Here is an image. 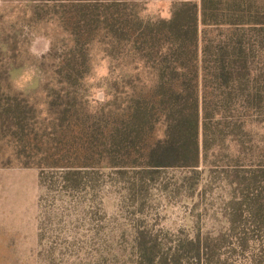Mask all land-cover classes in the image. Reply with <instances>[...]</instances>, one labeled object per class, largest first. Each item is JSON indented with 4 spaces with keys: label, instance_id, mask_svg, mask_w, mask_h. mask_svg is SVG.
<instances>
[{
    "label": "rangeland",
    "instance_id": "374dc122",
    "mask_svg": "<svg viewBox=\"0 0 264 264\" xmlns=\"http://www.w3.org/2000/svg\"><path fill=\"white\" fill-rule=\"evenodd\" d=\"M127 1L150 21L169 18L175 0ZM56 2L68 0H0V47L11 51L0 54V97L18 94L38 116H45L47 89L57 85L43 57L51 47L71 45L68 28L51 7ZM219 34L211 31L213 39ZM87 47L88 72L72 89L95 106L119 79V63L107 41L96 38ZM8 62L19 68L6 90L1 69ZM26 73L27 83L17 88ZM242 111L234 113L222 138L202 145L198 168L41 169L17 156L0 119V264H139V240L156 243L160 257L198 237L221 242L216 256L226 264H264V112ZM66 158L74 161L71 153Z\"/></svg>",
    "mask_w": 264,
    "mask_h": 264
},
{
    "label": "trees",
    "instance_id": "16d2710c",
    "mask_svg": "<svg viewBox=\"0 0 264 264\" xmlns=\"http://www.w3.org/2000/svg\"><path fill=\"white\" fill-rule=\"evenodd\" d=\"M51 7L71 45L51 47L43 57L57 78L47 89L45 116L18 94L0 97L4 133L26 165L198 168L202 145L222 138L235 112H264V0H175L169 18L150 21L127 0H68ZM96 38L116 55L119 79L104 102L91 106L72 87L86 77L87 46ZM18 68L8 62L1 69L6 90ZM70 153L74 161L66 158ZM255 205L250 203L258 213ZM134 248L139 264H226L216 256L222 243L199 237L160 257L156 243L139 240Z\"/></svg>",
    "mask_w": 264,
    "mask_h": 264
},
{
    "label": "clouds",
    "instance_id": "9594fccd",
    "mask_svg": "<svg viewBox=\"0 0 264 264\" xmlns=\"http://www.w3.org/2000/svg\"><path fill=\"white\" fill-rule=\"evenodd\" d=\"M28 79H29V76H28L27 73H26L25 75L21 76V77L16 81V86H17V88L22 89V88L25 86V84L27 83Z\"/></svg>",
    "mask_w": 264,
    "mask_h": 264
}]
</instances>
